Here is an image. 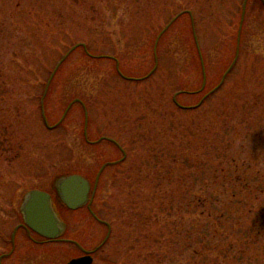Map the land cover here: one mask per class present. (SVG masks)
Listing matches in <instances>:
<instances>
[{"label":"rangeland","instance_id":"rangeland-1","mask_svg":"<svg viewBox=\"0 0 264 264\" xmlns=\"http://www.w3.org/2000/svg\"><path fill=\"white\" fill-rule=\"evenodd\" d=\"M244 2L0 0V254L43 188L65 237L98 246L109 227L55 185L94 188L106 164L93 208L111 237L94 264H264L250 212L264 210V6L248 0L238 53ZM24 235L4 264H39Z\"/></svg>","mask_w":264,"mask_h":264},{"label":"water","instance_id":"water-1","mask_svg":"<svg viewBox=\"0 0 264 264\" xmlns=\"http://www.w3.org/2000/svg\"><path fill=\"white\" fill-rule=\"evenodd\" d=\"M245 12H246V3L244 4V11H243L242 21H241V26H240V32H239L238 53H239L241 30H242L243 22L245 18ZM177 18H175L164 29L163 33L169 28V26ZM160 36L161 34L158 37L157 43L159 41ZM195 37H196V42L198 44V47L200 48L196 33H195ZM202 64H203V71H204V79L206 81V71H205V63H204L203 57H202ZM232 67L233 65L226 72V74L223 77V80L225 79V77L227 76V74L229 73ZM105 166L101 169L100 173L98 174L96 185L99 182L101 173L103 172ZM60 188H61L63 200L71 209L76 210L84 206L87 203L89 191H90V183L84 177L79 176V175H71V176L65 177L61 179ZM50 198H51L50 195L46 192H43L40 190L31 191L25 198V202L23 205V213L25 215L26 223L29 227H31L34 231H36L37 233L49 239H55L60 236L62 232V228H61L59 219L55 211L53 210ZM92 262H93L92 258L86 256V257H82L79 259H74L69 264H92Z\"/></svg>","mask_w":264,"mask_h":264},{"label":"flooded vegetation","instance_id":"flooded-vegetation-1","mask_svg":"<svg viewBox=\"0 0 264 264\" xmlns=\"http://www.w3.org/2000/svg\"><path fill=\"white\" fill-rule=\"evenodd\" d=\"M89 183H90V191H89L88 201L84 206H82L76 210H79L81 208H86L92 218L96 219L98 222H100L102 224H106V226L109 227L107 235L105 236L104 240L98 246H95L94 249H90V248L88 249L87 247H84L79 241L65 237V233H66V228L64 226L65 223L61 219V217L59 216L58 211H56V208H55L56 205H55V199H54L53 193L50 192L49 190H46V188L37 189V190L46 192L50 195L51 204H52L53 210L55 211V213L59 219V222H60V225L62 228V232H61L60 236L55 238V239H49V238L37 233L36 231H34L31 227H29L27 225L26 220H25V215L22 211L24 224L17 226L15 231H14V235L11 237L10 240L8 239L9 243H10V249L11 250H10L9 254L8 253L0 254V264H4V261L6 259H9L11 257V255H14L16 253V251L18 249V234L22 231L25 233V235L22 237L23 241L27 244V249H29L30 252L32 251V249L34 247L40 248V249H36V251H38L40 253V256H39L38 252L36 254L37 257L41 259L39 264H55V263H50V262L45 261L48 258L47 251H45V250H48L50 245H55L57 243L68 244L71 246L73 245L77 251L76 252L77 255L70 257L69 261L66 264H69L74 259H79V258L86 257V256L91 257L93 260L92 264H94L95 263V257L97 255V253L102 251L103 248L108 243V241L111 237V230H110V225L107 222H105L101 219H97L96 215L94 214V208H93L94 198H93V196H95L94 194H95L97 188L95 186L96 183L94 185V188L92 187L91 182H89ZM55 189L58 193V197H59L60 201L65 205V207L70 211H76V210L71 209L63 200L59 182L57 185H55ZM89 204H91V205L89 206ZM2 236H3V234L0 233V238ZM3 238H5L4 241L6 242L7 238L6 237H3ZM30 258L32 259V256Z\"/></svg>","mask_w":264,"mask_h":264},{"label":"trees","instance_id":"trees-1","mask_svg":"<svg viewBox=\"0 0 264 264\" xmlns=\"http://www.w3.org/2000/svg\"><path fill=\"white\" fill-rule=\"evenodd\" d=\"M261 2H262V4H263V6H264V2H263V0H261ZM196 46H197V45H196ZM197 50H198V47H197ZM198 54H199V51H198ZM204 90H205V89H204ZM261 193L264 194V188L261 189ZM219 210H220V208H219ZM250 212H252L253 214L255 213V214L257 215V218H258V220H256V223H257V224L260 223L261 218L264 219V210H263V207H262V206H258V207L251 208V209H250ZM261 213H262V214H261ZM225 216H227V214H226L225 211L223 210V211H222V214H221V218H220L219 220H222V218H224ZM256 223H255V224H256ZM262 226L264 227V222H262ZM256 230H258V229H257V226H253V227L251 228V237H253L254 233H257ZM261 231H262V229H260V233H259L260 235H261ZM234 246H235V245H234V242L230 243V246L227 247L224 251H222L223 254H224L225 256H229L230 252H234V250H236ZM237 252H238V251H236V254H237ZM239 252H241V254H244V250L239 251Z\"/></svg>","mask_w":264,"mask_h":264}]
</instances>
